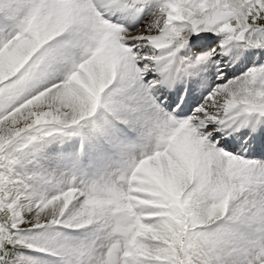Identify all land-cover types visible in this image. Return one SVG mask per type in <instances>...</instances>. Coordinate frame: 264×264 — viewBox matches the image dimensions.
Listing matches in <instances>:
<instances>
[{
	"label": "snow or ice",
	"instance_id": "obj_1",
	"mask_svg": "<svg viewBox=\"0 0 264 264\" xmlns=\"http://www.w3.org/2000/svg\"><path fill=\"white\" fill-rule=\"evenodd\" d=\"M0 264H264V0H0Z\"/></svg>",
	"mask_w": 264,
	"mask_h": 264
}]
</instances>
